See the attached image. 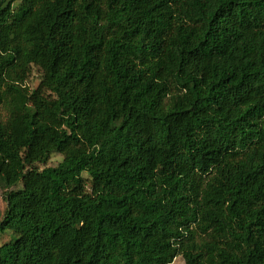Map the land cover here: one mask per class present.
Listing matches in <instances>:
<instances>
[{"label":"trees","instance_id":"obj_1","mask_svg":"<svg viewBox=\"0 0 264 264\" xmlns=\"http://www.w3.org/2000/svg\"><path fill=\"white\" fill-rule=\"evenodd\" d=\"M0 189V264H264V0H0Z\"/></svg>","mask_w":264,"mask_h":264},{"label":"rangeland","instance_id":"obj_2","mask_svg":"<svg viewBox=\"0 0 264 264\" xmlns=\"http://www.w3.org/2000/svg\"><path fill=\"white\" fill-rule=\"evenodd\" d=\"M120 20L119 16H114L109 21L107 32L111 33L115 27V24ZM41 71L38 67L32 66L29 71L28 78L26 80V84L31 88L35 89L41 82ZM62 155L60 153H53L47 163V165H56L59 161H61ZM6 199L4 192L0 189V222L4 216L5 210H6ZM13 235L12 232L8 229L1 231L0 230V246L9 242L12 239ZM171 264H184V260L181 255L174 258L173 262Z\"/></svg>","mask_w":264,"mask_h":264}]
</instances>
